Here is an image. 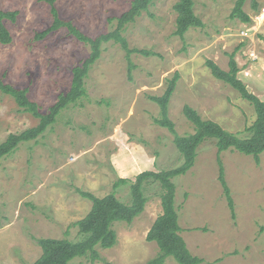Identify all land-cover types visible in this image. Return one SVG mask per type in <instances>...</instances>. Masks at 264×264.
Wrapping results in <instances>:
<instances>
[{"label": "rangeland", "instance_id": "rangeland-1", "mask_svg": "<svg viewBox=\"0 0 264 264\" xmlns=\"http://www.w3.org/2000/svg\"><path fill=\"white\" fill-rule=\"evenodd\" d=\"M177 0H152L123 31L132 53L128 73L125 50L114 41L103 45L99 59L85 78L86 96L57 116L36 139L21 142L0 158V264H33L41 249L35 238L80 235L74 222L84 217L91 201L78 189L102 197L113 190L130 202V181L144 170H167L181 164L174 135L155 122L160 96L175 72L179 73L167 115L179 135L194 132L183 106L228 131L246 136L256 118L253 105L239 92L215 78L206 61L229 68L234 51L237 77L264 101V0H246L243 9L252 23L231 18L236 0H194L203 27L175 34ZM131 0H55L61 17L84 33L96 36L112 30L107 18L126 11ZM3 10H16V20H5L12 35L0 43V77L28 96L41 111L69 89L72 68L89 54V47L66 29L36 40V31L52 21L46 0H0ZM38 124L15 100L0 92V141L10 133ZM194 165L173 177L180 235L199 264H264V151L259 162L237 150L217 152L214 138L197 148ZM218 157L233 200L229 208L219 181ZM148 201L131 223L115 222L117 240L110 248L96 247L99 258L76 257L69 264H145L158 254L146 235L162 213L158 183L146 184ZM163 264H178L167 257Z\"/></svg>", "mask_w": 264, "mask_h": 264}, {"label": "trees", "instance_id": "trees-1", "mask_svg": "<svg viewBox=\"0 0 264 264\" xmlns=\"http://www.w3.org/2000/svg\"><path fill=\"white\" fill-rule=\"evenodd\" d=\"M50 4L52 21L44 29L36 31V40L44 39L48 35L61 28L66 29L68 35L89 47L88 56L79 64L75 65L72 72L71 84L68 90L58 94L56 101L46 111H41L37 102L28 96L27 87H17L5 82L0 77V92L11 96L19 109L30 113L38 119V124L21 132L10 133L5 140L0 141V158L15 151L19 143L36 139L44 131L52 126L57 116L63 109L70 105L81 103L86 96L85 78L92 65L99 59L102 47L105 43L114 41L119 43L125 50V58L128 63V73L133 68L131 61L132 53L149 55L150 52L144 49L130 48L123 35L125 26L136 19L142 11L148 9L152 0H131L126 11L117 16L107 18L109 23L115 22L112 30L102 32L96 36L84 33L72 20L61 17L55 4V0H46ZM246 0H236L231 11V18L238 19L243 23H252L253 19L244 11L243 5ZM252 1L253 9L257 5ZM194 0H177L173 9L176 12L175 34L182 37L191 27H203L204 23L194 10ZM18 12L16 10H3L0 7V43L9 44L12 35L5 25V20L14 22ZM207 67L212 75L237 90L240 96L248 100L254 107L256 118L251 125L245 128L246 136L228 131L219 123L210 119H204L191 106H183L184 116L193 124L194 132L187 135H179L174 129V123L167 115L169 99L176 87V80L179 73L175 72L169 79L168 85L160 96H152L151 99L160 107V115L155 122L166 127L173 135V142L182 156L180 165L160 171L144 170L136 175L134 180L121 177L114 184L116 189L120 184H129L130 202L125 203L117 196L115 190L98 197L89 191L78 189L80 195L91 201L92 205L87 214L74 222L78 228L80 237L77 240L69 238L38 237L35 238L40 246L41 254L33 264H69L76 257L89 256L92 260L99 258L97 246L110 248L115 245L117 235L113 229L115 222L131 223L145 207L148 198L145 194L146 184L158 183L161 189L160 201L162 213L157 216L147 232L146 239L154 241L158 246V254L145 262V264H163L167 257H172L178 264H199L201 259L192 255L188 250L185 240L180 235L181 227L178 224V214L175 207V184L173 177L184 174L195 162L198 146L207 138H214L217 152L225 150H237L243 154L251 155L255 162H259L260 154L264 151V101L250 92L244 83L237 77L239 68L234 59V51L229 54V68L221 69L214 61L207 60ZM219 181L223 187L227 204L233 211V200L230 189L224 178L223 164L218 157Z\"/></svg>", "mask_w": 264, "mask_h": 264}]
</instances>
